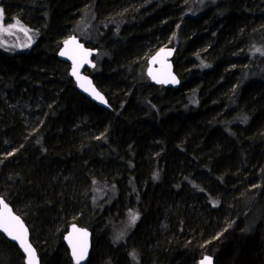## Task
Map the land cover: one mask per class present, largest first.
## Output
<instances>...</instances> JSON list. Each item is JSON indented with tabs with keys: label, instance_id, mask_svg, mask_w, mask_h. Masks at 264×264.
<instances>
[{
	"label": "trees",
	"instance_id": "trees-1",
	"mask_svg": "<svg viewBox=\"0 0 264 264\" xmlns=\"http://www.w3.org/2000/svg\"><path fill=\"white\" fill-rule=\"evenodd\" d=\"M2 4L38 34L27 51L0 47V197L41 264H73L74 222L93 235L86 264H264V0ZM85 12L96 31L82 41L99 50L86 72L111 110L57 55ZM164 46L176 47L178 88L145 73ZM0 264H27L1 231Z\"/></svg>",
	"mask_w": 264,
	"mask_h": 264
},
{
	"label": "water",
	"instance_id": "water-1",
	"mask_svg": "<svg viewBox=\"0 0 264 264\" xmlns=\"http://www.w3.org/2000/svg\"><path fill=\"white\" fill-rule=\"evenodd\" d=\"M74 37L76 42L80 45L83 46L84 49H86L88 52H90V55L87 57V63H84L78 70V76H74L72 74L73 71V59L70 58V55H64L62 56L60 53L62 51L65 50V41L69 40L70 38ZM161 49H164V53H170V55H164L161 54V56L159 57V59L155 62L152 61V57L156 56L157 53H159L161 51ZM176 47L173 46H164L161 47L159 49H157L149 58L147 61V66L145 69V73L147 75V77L150 79V81L155 84V85H163L165 87H169V88H178L180 86L181 83V79L178 75V73L175 71V66H174V62H173V58L175 55V51ZM99 50L96 48H92L87 46L79 37H77L76 35H71L70 37L66 38L65 40H63L59 50H58V58L61 59L62 61L66 62L69 64L70 66V74L72 76V78L74 79L76 85H77V89L83 93L85 96H87L90 100H92L93 102H95L96 104H98L99 106L111 110L112 107L109 104L108 98L106 97V95L104 94V92H102L97 85L95 84L92 76H90L86 71L87 70H91L94 69L97 66V61H95L96 56L98 55ZM151 72V75H150ZM155 77V78H154ZM174 78V80H173ZM87 81H90L91 84L87 83ZM95 89L97 92L100 93L101 96H103V102L96 98V96L92 93V89ZM85 89H88L87 91ZM0 199H2L5 203L8 204L9 209H11L12 213L15 216L20 217V219L23 221L24 226L27 228L28 232H27V239H28V243L31 244L32 248L35 250V258L37 261V264H41V260H40V256H39V252L36 248V246L34 245V243L31 240V232L29 229V226L27 225V223L25 222V220L13 209L12 205L9 204L3 197H0ZM73 226H75L77 229L83 230L87 232V253L85 255V257L80 260L79 264H86L89 260V257L91 255L92 252V240H93V235L92 232L89 228L84 227L79 225L78 223L74 222L71 223L68 226L67 231L64 234L63 237V241L65 243V245L67 246L71 259L73 261V264H77V260L76 258L73 256V248L72 245L70 244L69 240L67 239V237L69 236L70 233H73ZM10 241H12L13 243L17 244L19 249L22 251V253L25 256V261L27 264H29V257L28 254L24 251V249L21 247L20 243L16 240H13L11 237H9L6 233H4L3 231H1ZM79 237V233H73V238L74 240ZM211 257L212 260V264H215V258L212 255H204L203 257H201L197 264H201V261L204 259V257Z\"/></svg>",
	"mask_w": 264,
	"mask_h": 264
},
{
	"label": "snow or ice",
	"instance_id": "snow-or-ice-1",
	"mask_svg": "<svg viewBox=\"0 0 264 264\" xmlns=\"http://www.w3.org/2000/svg\"><path fill=\"white\" fill-rule=\"evenodd\" d=\"M3 13L0 11V33H8L10 29L17 28L19 26L21 31L25 32L27 35L28 30L23 28L19 25V21L16 24H11L7 28L3 26ZM31 39V37H29ZM2 43V41H0ZM257 51H261L264 54V51L261 49H257ZM62 56L70 55V58L73 59V71L72 74L74 76H78L79 68L84 64L87 63V57L90 55L86 49L83 48L82 45L78 44L74 37L70 38L69 40L65 41V50L60 53ZM161 54L170 55V53H164V49H161L156 56L152 57V61L155 62L159 59ZM151 75V72H150ZM155 78V77H154ZM174 80V78H173ZM87 83L91 84L90 81ZM86 91L88 89H85ZM92 93L96 96V98L100 99L103 102V96L100 95L94 88L92 89ZM131 215V221L134 224L138 216L134 213ZM0 231L6 233L9 237L13 240H16L20 243L21 247L24 251L28 254L29 257V264H37L35 258V250L32 248L31 244L28 243L27 239V228L24 226L23 221L20 217L15 216L11 209H9L8 204L5 203L2 199H0ZM73 233H79V237L75 240L73 238ZM73 233H70L67 239L69 240L70 244L73 248V256L77 260V264H79L80 260H82L86 253H87V232L77 229L73 226ZM201 264H212L211 257H204L201 261Z\"/></svg>",
	"mask_w": 264,
	"mask_h": 264
},
{
	"label": "rangeland",
	"instance_id": "rangeland-1",
	"mask_svg": "<svg viewBox=\"0 0 264 264\" xmlns=\"http://www.w3.org/2000/svg\"><path fill=\"white\" fill-rule=\"evenodd\" d=\"M2 1L3 0H0V11H2V13H3L4 10L1 7ZM2 6H3V4H2ZM16 12H18V11H16ZM16 12H15V15H12V16H14L12 19H6V17H4V14H3V20H2L3 26L5 28H7L9 25L16 24V22L19 21V25L28 30L27 35H25L24 31L20 30L19 26L17 28L10 29V32H8V33H0V41H2V43H0V47L8 50L10 52L27 51L36 43L38 34L36 33V31H34L28 25H26L22 20L17 18ZM92 24H93V15L90 16L89 12H85L80 17V19L77 21L76 27L74 30L75 32H71L67 36L70 37L71 35H76L77 37H79L83 41L90 39V37L86 35V34H88L86 32H88L89 30L90 31L92 30V32L96 31V30H94ZM94 36L95 35L93 33L92 37H94ZM29 37H31V39H29ZM95 61H97V63H98V61H99L98 58H95ZM95 69H96V67L94 68V70ZM99 192L102 193V190ZM130 214H132V213H130ZM130 214L126 219H124L120 223V225H118L116 227V229L113 233V241L114 242L124 241L129 236L130 232L133 230L137 219H136L135 223L133 224L131 221V215ZM134 214H136V213H134Z\"/></svg>",
	"mask_w": 264,
	"mask_h": 264
},
{
	"label": "bare ground",
	"instance_id": "bare-ground-1",
	"mask_svg": "<svg viewBox=\"0 0 264 264\" xmlns=\"http://www.w3.org/2000/svg\"><path fill=\"white\" fill-rule=\"evenodd\" d=\"M45 7H46V6H45ZM34 8H35V7H34ZM43 8H44V7H43ZM45 12H46V11H45ZM45 12H44V13H45ZM41 15H43V13H42Z\"/></svg>",
	"mask_w": 264,
	"mask_h": 264
},
{
	"label": "flooded vegetation",
	"instance_id": "flooded-vegetation-1",
	"mask_svg": "<svg viewBox=\"0 0 264 264\" xmlns=\"http://www.w3.org/2000/svg\"><path fill=\"white\" fill-rule=\"evenodd\" d=\"M1 7H2V4H1Z\"/></svg>",
	"mask_w": 264,
	"mask_h": 264
}]
</instances>
